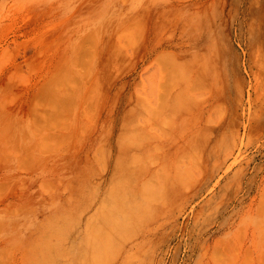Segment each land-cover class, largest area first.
<instances>
[{
	"label": "rangeland",
	"instance_id": "374dc122",
	"mask_svg": "<svg viewBox=\"0 0 264 264\" xmlns=\"http://www.w3.org/2000/svg\"><path fill=\"white\" fill-rule=\"evenodd\" d=\"M190 35L242 84L199 127ZM261 59L264 0H0V264H264Z\"/></svg>",
	"mask_w": 264,
	"mask_h": 264
},
{
	"label": "bare ground",
	"instance_id": "6f19581e",
	"mask_svg": "<svg viewBox=\"0 0 264 264\" xmlns=\"http://www.w3.org/2000/svg\"><path fill=\"white\" fill-rule=\"evenodd\" d=\"M188 38L190 41L196 40L195 44L198 45L199 49L193 53L194 60L191 66L182 62H175V65H171L172 88L170 93L173 96L171 103L177 104V108H175L177 111L190 109L199 119L204 115H207L208 118L214 102L227 101L232 96L231 94H234L231 103L237 102L239 97L242 96V84L238 83L239 78L238 76L235 77V72L232 79H230V74L225 69L224 72L227 73L226 75L230 79L229 86L225 87L223 72H221L217 59L214 57L215 46H207V40H197V35H190ZM186 39L184 33L180 32L176 38H172L165 46L177 49L175 53L181 57L183 54L180 53V50ZM171 59L176 61L173 56ZM255 66L257 71L252 73L255 76L256 83L264 81V59H261L258 65L255 63ZM172 107L174 108V106ZM255 117L259 119L261 116L256 114ZM200 123L201 119L198 121V127ZM204 127L206 128V125Z\"/></svg>",
	"mask_w": 264,
	"mask_h": 264
}]
</instances>
